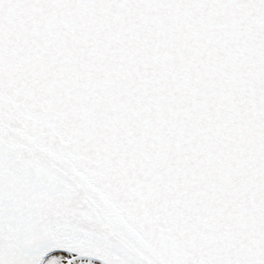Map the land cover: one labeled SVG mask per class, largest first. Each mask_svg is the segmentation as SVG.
<instances>
[{"label": "snow or ice", "instance_id": "1", "mask_svg": "<svg viewBox=\"0 0 264 264\" xmlns=\"http://www.w3.org/2000/svg\"><path fill=\"white\" fill-rule=\"evenodd\" d=\"M0 264H264V0H0Z\"/></svg>", "mask_w": 264, "mask_h": 264}]
</instances>
